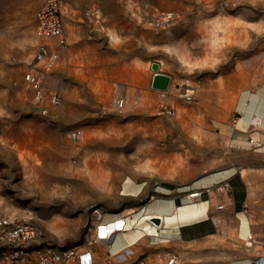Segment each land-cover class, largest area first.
Here are the masks:
<instances>
[{
    "label": "rangeland",
    "instance_id": "374dc122",
    "mask_svg": "<svg viewBox=\"0 0 264 264\" xmlns=\"http://www.w3.org/2000/svg\"><path fill=\"white\" fill-rule=\"evenodd\" d=\"M44 1L0 0V214L27 218L38 228L29 257L19 264H38L44 246L81 253L97 243H89L103 220L96 209L104 215L101 199H117L102 191V176L112 187L125 174L151 167L141 152L149 119L143 106L156 103L160 123L170 126L161 142H186L190 128L196 138L228 142L229 156L222 155L216 166L221 167L229 163L233 137L210 135L205 116L189 114L187 105L211 102L213 77L223 87L225 73L238 78L237 100L241 88L251 97L264 84V0H63L65 46L37 31L36 13ZM146 3L175 12L176 19L165 27L146 24ZM97 8L99 17L92 15ZM218 18L226 22L222 29ZM41 43L59 50L56 67L36 59ZM154 62L171 76L167 89L153 86ZM29 70L44 72L42 101L25 80ZM186 80L197 88L190 101L180 96ZM54 92L62 95L60 103L52 102ZM117 96L125 97L124 108L116 105ZM233 101L222 104L216 116L221 123L239 118L229 119ZM166 105L176 114L164 113ZM75 128L83 132L78 139L69 133ZM184 162L185 168L209 166L194 164L186 150L185 159L158 166L172 173Z\"/></svg>",
    "mask_w": 264,
    "mask_h": 264
},
{
    "label": "crops",
    "instance_id": "0c3cea01",
    "mask_svg": "<svg viewBox=\"0 0 264 264\" xmlns=\"http://www.w3.org/2000/svg\"><path fill=\"white\" fill-rule=\"evenodd\" d=\"M222 76L225 77L223 87L219 76L213 77L211 102L203 98L197 107L187 105V108L189 114L205 116L209 125L203 128L210 135L215 131L233 137L229 163L216 167L223 162L220 161L222 155L229 156L228 142L225 145L218 140L196 138L193 128L189 129L186 142H161L163 129L167 133L170 126L160 123L156 103L143 106V114L149 115V119L143 123L148 132L141 141V152L143 160L149 161L151 167L148 171L125 174L112 187L108 176H102V191L117 199L112 203L101 199L104 215L100 235L109 239L89 246L95 264H166V254L176 256V264H230L233 260L264 256V86L251 97L247 87L241 88L237 100L238 78L234 72ZM233 100L236 103L229 119L239 114V118H244L241 126L228 121L221 123L216 118L222 104ZM258 114L263 119H255ZM185 150L194 164L209 165L208 169L204 166L199 170V166L194 168L192 164L185 168L184 162L179 170L171 173L158 166L162 162L177 163L180 157L185 159ZM185 177H188L186 181ZM226 180L230 183L229 189L204 192L202 200L197 201L202 209L197 218L186 222L173 218L178 207L189 204L182 197L185 191ZM154 193L158 196L150 199ZM150 215L160 220L161 215H165L172 217V221L168 227L162 224L157 234L136 231ZM95 221L94 216L91 222ZM247 234H252L253 244L247 240ZM94 235L97 236V232Z\"/></svg>",
    "mask_w": 264,
    "mask_h": 264
},
{
    "label": "built area",
    "instance_id": "2783aa9c",
    "mask_svg": "<svg viewBox=\"0 0 264 264\" xmlns=\"http://www.w3.org/2000/svg\"><path fill=\"white\" fill-rule=\"evenodd\" d=\"M143 19L148 25L156 27H165L171 24L176 19V14L173 11H162L151 4H143ZM92 15L99 17L101 11L99 8L92 11ZM37 31L40 36L56 38L61 46H65L68 41L67 24L65 19V8L63 0H45L39 7L36 13ZM36 59L44 62L46 68L51 69L57 66L60 60V52L51 47L49 43H41L36 51ZM44 72L40 70H29L25 73V80L33 89L35 98L38 101L44 99ZM180 89V96L190 101L196 93V86L189 80H186ZM51 100L54 103H60L62 95L59 92L51 94ZM115 103L119 108L126 106V99L123 96H117ZM177 109L172 105L163 106V112L169 115H175ZM43 112L48 113V109ZM236 121V119H235ZM71 138L78 139L83 132L79 128L69 131ZM230 188L228 180L207 186L206 188H194L187 192L186 198L191 201L202 199L204 192L225 191ZM183 198H185V193ZM222 206V205H221ZM98 219L102 220L103 215L96 209ZM161 225H158V227ZM103 224L101 221L98 224V232L96 237H92L89 243L108 240L109 237L101 236ZM38 235V228L27 218L17 219L11 216L0 214V264H19L21 261L29 257V248L35 237ZM252 240V235H250ZM10 245L12 249L3 248L5 245ZM2 247V248H1ZM38 264H67L71 260L78 259L79 264H95L94 256L91 250H86L77 253L74 250L57 249L54 246H44L39 253ZM175 256H168L166 264H176ZM235 264H264L260 263V258L251 260H237Z\"/></svg>",
    "mask_w": 264,
    "mask_h": 264
},
{
    "label": "bare ground",
    "instance_id": "6f19581e",
    "mask_svg": "<svg viewBox=\"0 0 264 264\" xmlns=\"http://www.w3.org/2000/svg\"><path fill=\"white\" fill-rule=\"evenodd\" d=\"M217 23H218L217 26L220 29L224 28V24L226 25V22L223 19H220V18H218ZM222 33H223V31H222ZM162 69H163V67H162V64H161L160 65V70H162ZM262 86H264V84ZM262 92L263 91H261V93ZM253 96H256V94L253 95ZM263 107H264V105H263ZM255 119L261 120V119H263V116L258 114L255 117ZM243 121H244V118H239V119L236 120L235 124H238L239 126H241ZM226 135L224 134V136H226ZM227 137H229V135ZM251 140H253V139H251ZM201 210H202L201 206L197 205V201H195L194 199H191V201H189V204L177 208V212L175 213V217H173V218L176 219L177 221H180V222H186L188 220H192V219L197 218L200 215ZM154 217H156V215L148 216L147 217L148 219L146 221H144L143 223H141L140 226L135 228L136 231H138L139 233H141V232H143V233L144 232H146V233H154V232H156L158 230L159 222H157V221L155 222V220L153 219ZM160 221H161V223L163 222L162 224H164V227L165 226L168 227L170 222L172 221V217L170 218V217H166L165 215H161V220ZM173 223H174V221H173ZM247 235H248V236H246L247 240L250 241L251 244H253V242H251V240H250V234H247ZM101 236H103V235H101ZM129 252H130V250L127 249V253H129ZM168 256L169 255L166 254V260H167ZM257 258H260V263L264 262V256L263 255H261V256H259ZM249 260H251V259H249ZM235 263H236V260H233V261L230 262V264H235Z\"/></svg>",
    "mask_w": 264,
    "mask_h": 264
},
{
    "label": "water",
    "instance_id": "95a60500",
    "mask_svg": "<svg viewBox=\"0 0 264 264\" xmlns=\"http://www.w3.org/2000/svg\"><path fill=\"white\" fill-rule=\"evenodd\" d=\"M153 69L155 70L153 86L158 89H167L171 83V76L160 70V64L158 62L153 63ZM153 219L160 222V217H154Z\"/></svg>",
    "mask_w": 264,
    "mask_h": 264
}]
</instances>
